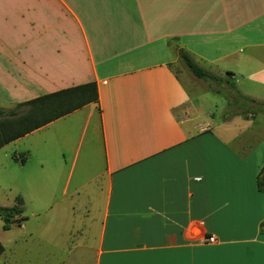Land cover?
<instances>
[{
    "label": "crops",
    "instance_id": "crops-1",
    "mask_svg": "<svg viewBox=\"0 0 264 264\" xmlns=\"http://www.w3.org/2000/svg\"><path fill=\"white\" fill-rule=\"evenodd\" d=\"M179 47L242 84L220 114L175 70ZM88 81L97 99L9 141L86 135L66 197L49 147L20 158L36 157V197L7 205L41 243L17 264H264V119L238 99L264 104V0H0V106Z\"/></svg>",
    "mask_w": 264,
    "mask_h": 264
},
{
    "label": "rangeland",
    "instance_id": "rangeland-1",
    "mask_svg": "<svg viewBox=\"0 0 264 264\" xmlns=\"http://www.w3.org/2000/svg\"><path fill=\"white\" fill-rule=\"evenodd\" d=\"M200 64V63H199ZM201 65V64H200ZM173 66L175 70L180 74L183 80L187 83L188 80L194 81L199 85L197 90H193L191 95L193 97H197L200 103V107L205 111H215L216 115L220 114L224 107V99L227 98L230 100L231 94L228 93L225 87H228V83L225 80L220 82H216L211 79H203L195 75L190 71L184 60L177 56L175 61L173 62ZM203 66V65H202ZM208 69L207 67L203 66ZM221 76V75H220ZM225 77V76H221ZM233 85L239 86L242 85L239 81L232 80L230 81ZM239 97V96H238ZM242 103V106L245 109V112L248 110H252L256 112L254 117H249L251 121H261L264 119V104L258 103L257 101L252 100H244L243 98H238ZM231 104L230 111L240 110L242 107ZM82 126H78L76 132L74 134L73 140L70 143H58L54 138H50L51 135H45V140L38 139L35 141V137L39 133H44V130H40L38 132H33L24 136L23 138L9 142L0 147V204H10L12 202V198L17 195L21 197H36L34 195L35 191L33 189L34 186V177L38 173L35 168H38L37 160L35 155L33 156V160L25 163L20 161L22 159V155L28 153V148L34 145H38V147H49V152H51L52 162L58 158L64 165L63 170L61 171V176H59L50 186L49 189L52 193L51 197H66L67 193L63 190L66 188V178L69 173V169L71 164L73 163L74 169L73 174L79 168L83 153L84 146L86 144V135L82 132ZM77 152V160L74 161V154ZM70 186H67V191H70ZM15 225L11 229L3 228V220L0 217V237L4 239L5 242V251L0 255V264H5L8 259L20 260L19 262H33L36 261L34 256L35 245H39L38 240H34V238L26 237V234H23L19 230L18 222L13 221ZM14 241V239H16ZM1 240V239H0ZM2 242V241H1ZM42 252L43 249H40ZM62 255L67 253V250L59 251ZM46 253L52 254V250L50 248L46 249ZM50 259V258H49Z\"/></svg>",
    "mask_w": 264,
    "mask_h": 264
},
{
    "label": "trees",
    "instance_id": "trees-1",
    "mask_svg": "<svg viewBox=\"0 0 264 264\" xmlns=\"http://www.w3.org/2000/svg\"><path fill=\"white\" fill-rule=\"evenodd\" d=\"M178 54L195 75L216 82L223 78L231 87H236L230 83L228 77H221L200 65L183 47L178 48ZM97 97L95 81H88L37 95L20 101L13 107L0 106V146ZM257 187L264 191V164L257 175ZM21 204L19 196L16 204H0V217L4 228H8L11 222L22 219L19 216L22 212ZM2 250L3 244L0 241V253Z\"/></svg>",
    "mask_w": 264,
    "mask_h": 264
},
{
    "label": "built area",
    "instance_id": "built-area-1",
    "mask_svg": "<svg viewBox=\"0 0 264 264\" xmlns=\"http://www.w3.org/2000/svg\"><path fill=\"white\" fill-rule=\"evenodd\" d=\"M208 240L209 241H214L215 240V236L214 235H209L208 236Z\"/></svg>",
    "mask_w": 264,
    "mask_h": 264
}]
</instances>
